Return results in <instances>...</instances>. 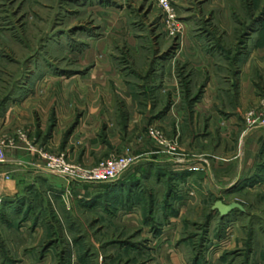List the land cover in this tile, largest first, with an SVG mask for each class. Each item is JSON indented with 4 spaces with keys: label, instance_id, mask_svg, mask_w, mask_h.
<instances>
[{
    "label": "rangeland",
    "instance_id": "obj_1",
    "mask_svg": "<svg viewBox=\"0 0 264 264\" xmlns=\"http://www.w3.org/2000/svg\"><path fill=\"white\" fill-rule=\"evenodd\" d=\"M219 1L202 0L199 3L198 0H171L176 25V30H171L165 23L164 14L151 0H0V118L6 104L28 96L30 104L35 102L37 107L39 101L49 115L41 130L40 125L32 121L35 116H30L29 122L32 123H28V117L18 110L20 126L17 130L20 135L12 136L11 132L0 135V142L9 139L14 142L13 146L5 149V156L6 151L14 149L17 140H20L30 153L43 160L44 165V157L63 155L71 165L87 167L68 157L71 142L72 146L80 145L76 141L80 139L81 132L78 130L75 133L80 111L75 112L72 123L58 124L53 102L62 96L69 98V93L76 89L79 92L81 89L78 85L85 86L84 83L69 81L71 77L79 81L84 75L101 73V70L110 78L120 76L122 82L125 79L136 84L140 76H148L151 71L163 74L167 63L173 62L179 89L183 90L176 108L189 109L190 113L187 114H190V118L186 117L184 121L187 125L192 124L193 109L199 108L197 103L206 82L197 83L191 67L180 65V59L185 58L181 46L186 27L195 33V39L200 34L199 30L201 37H209L208 32L215 26L210 14L218 10L232 11L239 20H232L234 29L230 36L234 46L231 50L236 52L238 49L239 53L244 50L242 45L264 14V0H223L221 4ZM246 13L254 15L253 24L250 23L251 19H246ZM186 20L187 24L184 23ZM211 49L213 52L214 48ZM107 64L109 67H106ZM158 64L159 67L156 66ZM133 83L129 84L127 91L134 90ZM123 84L110 80L108 85L95 82L91 87L95 92V106L100 111L104 109L103 103L109 102L112 114L119 109L126 118L123 124L124 118L118 112L120 127L113 125L114 130L106 131L108 125H105L95 133L96 138L92 143L102 141L107 145L106 153L99 157L97 164L110 157L129 154L137 158L129 172L138 168L142 157L136 153L135 147L128 145L145 139L152 154L148 158L166 157L175 167H183L186 163L198 164V172L205 178L204 187L209 189L210 184L214 185L215 155L212 150L202 153V146L200 150L185 153L178 135H172L158 125L149 124L140 130L132 127L131 132L124 130L134 118L135 107L142 112L147 102L146 99L126 100L119 90ZM104 90L114 91L113 96L105 100L102 97ZM67 101L69 104L62 107L69 111L71 100ZM164 101L166 108H169V100ZM162 107H165L164 102ZM250 109L247 108L242 114L245 126L244 114ZM112 118L115 115L111 120L107 119V123H111ZM150 128L162 131L165 138L174 143L175 155L166 154L153 144L148 137ZM246 129L247 132L252 130ZM192 130L196 138L205 135L202 121L200 126H192ZM113 133L118 134L121 140L127 139L126 144L114 141L111 145L109 138L106 141ZM156 170L171 171L172 168L160 166ZM1 171L5 169L2 167ZM50 176L57 180L55 196L59 205L54 202L57 214L44 209L43 194L39 191L26 195L27 190L36 186V182H19V193L13 198L0 197V264H196L197 261L199 264H264V258L260 257L264 254L263 185L252 192L240 190L232 194L229 191L228 195L221 193L226 203H238L245 209L244 213L233 212L224 218L212 211L213 204L221 201L220 195H207V200L202 196H192V201L180 203L182 196L181 200L171 202L176 212L173 217L179 216L181 205L187 207L173 227L166 221L162 223L161 205L168 190L167 180L161 183L151 181L155 201L159 202L157 208L155 206L153 209L152 221L161 222L158 227V223L151 221L145 224L141 221L125 222L116 206L104 209L100 204L85 212L74 205L77 208L73 210L74 207L70 206L73 197L70 188L81 184ZM7 177L6 174L0 177L3 181L1 184ZM86 185L97 189L93 184ZM3 191L6 189L0 186V192ZM99 193L97 190V195L93 197L95 201L101 199ZM168 226L171 228L163 233ZM7 231H10V235ZM13 232L18 235L14 234L12 238ZM161 234L167 239L159 237Z\"/></svg>",
    "mask_w": 264,
    "mask_h": 264
},
{
    "label": "crops",
    "instance_id": "obj_2",
    "mask_svg": "<svg viewBox=\"0 0 264 264\" xmlns=\"http://www.w3.org/2000/svg\"><path fill=\"white\" fill-rule=\"evenodd\" d=\"M200 1L202 0H198L199 3ZM215 1L213 0L214 3H216ZM221 2L223 3V0H220L219 4ZM210 15V20L215 26L208 32L209 37H201L200 34L202 32L199 30L200 34L195 39L193 38L195 33L191 28L186 27L183 36L184 41L181 46L185 58L180 59V65L191 67L194 76L197 78V83L200 81L202 83L206 82L201 99L197 103L199 108L193 109L192 124L187 125L184 121V118L190 116V114H187L190 113V110L187 108L177 110L176 108L183 90L179 89L178 81L175 77L174 64L171 61L167 63V69H165L163 74L151 71L148 76H140L139 81H137L138 83L134 84L132 82L134 90L131 91H127L129 84H132L130 81L123 79L122 82L120 76L110 78L106 76L103 70H101V73L86 74L79 81L73 80L74 77H71L69 81L79 84L84 83L85 86L77 84L81 89L79 92L77 89L76 91H71L69 98L62 96L61 98H57L60 101L57 100L53 104L58 124L72 123L75 112L80 111V118L75 130V133L78 130L81 132L79 134L80 139L76 141L80 145L72 146L71 142L68 157L84 166H93L98 163L99 157L104 155L107 150V145L102 141L92 143L96 138L95 133L105 125H108L105 129L106 131L114 130L112 128L113 125L120 127L121 123L118 117L122 115L124 118L125 114L124 112L120 113L119 109V113L115 112L116 114H112V110L108 107L109 102L108 104L104 102V109L100 111L95 106V92L91 87L95 82H99L103 86L104 84L108 85L110 80L121 84L124 83V86L119 88L121 96L126 100L132 98L135 100L146 99L147 102L144 103V107H142L144 111L142 112L137 111L135 107L134 118L127 123V127L124 130L131 132L132 127L140 130V128H144L149 124L158 125L163 127L168 133L178 135L179 144L185 153L188 152L190 154L193 151L200 150L202 146H204L202 153L212 150L213 152H211L215 155L213 176L215 184H210L209 189L204 187L205 178H202V175L198 172V164L190 165L186 163L183 167H175L173 163H169V158H148L152 155L151 148L149 142L144 139L139 143L136 141L129 143L128 146L135 147L136 153L142 157L139 163L141 166L140 169L127 172L126 175L124 174L121 180L122 183L118 187L110 189L108 194L109 198H112V202L111 200H106L107 198L95 201L93 197L98 194L95 193L99 189L81 184L72 186V189L70 188L73 196L70 202L71 207L76 205L78 208L84 209L82 211L87 212L90 209L93 210L95 205L101 204L104 209H108L107 206L115 203L117 204L116 207H118L119 215L123 217V221L128 223L141 221V223L145 224V219H152L153 216L149 214L146 218L143 217L142 211L145 208L144 205L148 208L147 203L150 204L152 201L157 205L159 204V202L155 201L156 196L153 193V188L150 186L151 181L153 183H161L164 179H168L167 175L170 172L174 174L187 173L181 180L177 181L176 184L178 186L174 188V195L181 198L183 196L180 203L186 200L192 201V196H202L203 199L207 200L208 198L205 197L207 195L218 194L221 196V193L228 195L229 191L232 194L240 190L252 192L256 191L261 185L264 187V127H255L249 131L242 119L244 110L254 108L259 98L264 95V14L260 17L261 20L256 23L255 30L247 36L246 43L242 45L244 50H240L239 53L238 49L236 52L231 50L234 43H232L233 39L230 36L234 29L232 20L236 18L238 22V16L234 12L227 10L214 11ZM206 19L209 18L206 17ZM246 19H251L250 23L253 24L254 15L246 13ZM187 20L184 21L185 24H187ZM227 36L229 37L228 39H226ZM211 48H214L213 52H211ZM159 65L156 66L159 67ZM106 67H109V65L107 64ZM88 85L90 89H88ZM104 91L102 97L105 100L113 96L114 91ZM67 99L71 100L69 111H66V108L62 107V105L69 104ZM78 99H80L79 102H77ZM165 99L169 100V108H166ZM163 102L164 108L162 107ZM37 105L35 107V102L30 104L29 96L23 97L20 101L6 104L4 106L3 117L0 118V135L3 132L7 134L11 132L12 136L20 135L17 130L20 126L19 111L21 113L23 111L21 115L28 117V123H32L34 120V123L40 125L42 130L49 115L47 114V109H43L39 101ZM113 115H115V118H112L111 123H107V119L110 118L111 120ZM30 116H35V119H32L31 122H29ZM122 120L123 124H125L126 118ZM200 121L204 123L205 135L204 137L196 138L192 134V126H200ZM245 127L248 132L245 131ZM119 137L118 134L113 133L106 138V141L109 138L108 141L111 145H113L114 141L117 144H126L127 139L121 140ZM43 165V160L30 153L25 148V144L17 140L15 148L6 151V162L0 164V168L3 167L5 169L4 172H0V177H3L4 174L8 176L7 180L2 184L1 182L3 181L0 178V186L6 189V191L0 192V197L13 198L19 193V182L21 184L36 182V186L33 189L27 190L26 195H32L39 191L43 194L44 209L48 208L47 211L50 212L52 210L57 214V206L54 204V202L57 203L58 201L55 196L58 190V187L55 185V181L57 180L42 171L41 167ZM160 166L172 168V170H163L160 176L156 170ZM175 168L176 170H174ZM165 174L166 176H164ZM129 176L139 179L137 185L131 186L127 183ZM173 184L175 185L174 182ZM221 201L223 204H229L225 202L223 196H221ZM76 208L74 207L73 210ZM186 209L185 205H181L178 213L179 216L169 217L166 222L174 227L180 221L183 210ZM59 210H61L60 207ZM170 226L165 228V232L163 233H166L171 228ZM7 233L10 235V231H7ZM11 234L13 238L17 232ZM159 237H164V240L167 239L163 234ZM159 237L155 238L158 239ZM173 257L177 256L173 255ZM260 257L264 258V254L262 253Z\"/></svg>",
    "mask_w": 264,
    "mask_h": 264
},
{
    "label": "built area",
    "instance_id": "obj_3",
    "mask_svg": "<svg viewBox=\"0 0 264 264\" xmlns=\"http://www.w3.org/2000/svg\"><path fill=\"white\" fill-rule=\"evenodd\" d=\"M154 5L164 14L165 23L171 30H176L174 11L171 5V0H151ZM246 127H264V97L260 98L254 108H251L244 114ZM148 137L153 144L161 148L164 153L175 155L176 148L174 143L169 142L162 131L150 128ZM12 140L0 142V164L6 162L5 149L8 146H13ZM46 163L42 169L43 172L65 178L69 183L77 184H99L114 182L133 167L137 158L125 154L119 157H110L97 164L94 167H82L71 165L64 156H46Z\"/></svg>",
    "mask_w": 264,
    "mask_h": 264
},
{
    "label": "trees",
    "instance_id": "obj_4",
    "mask_svg": "<svg viewBox=\"0 0 264 264\" xmlns=\"http://www.w3.org/2000/svg\"><path fill=\"white\" fill-rule=\"evenodd\" d=\"M136 169H140V166L138 167V168H134L132 171H135ZM158 171V173L160 174V176H161V171L162 170H157ZM127 172H129V170L128 171H126L124 174L126 175V173ZM124 174L121 176V178H119L118 180H116V181H114V182H108V183H99V184H93V185H95V186H97V188L99 189V191H100V195L102 196L101 197V199L102 198H107L106 200H111V202H112V198L110 199L109 198V191H110V189L111 188H115V187H118L121 183H122V179H123V176H124ZM185 175H187V173L186 174H184V173H182V174H174V173H172V172H170V174H168L167 176H168V179H167V192H166V195H165V198H164V202H163V204L161 205V207H163L162 208V210H161V212H162V223L163 222H165V221H167L168 219H169V217L170 216H172L173 217V215H176V212L173 210V208L171 207V202L172 201H178V200H180L181 199V197H177L176 195H174V188L176 187V186H178L176 183H177V181H179V180H181L182 179V177L183 176H185ZM164 176H166V174L164 175ZM181 177V178H180ZM138 181H139V179H135L134 177H132V176H129L128 177V180H127V183L129 184V185H131V186H135V185H137V183H138ZM173 182L175 183V185L173 184ZM106 194V195H105ZM108 194V195H107ZM108 196V197H107ZM113 202H115V201H113ZM117 204H115V203H113L112 205H110V206H107L108 208H110V207H114V206H116ZM155 206H156V208H157V204L156 203H154L153 201L149 204V203H147V207L148 208H145V210H144V216H145V218L147 217V215H153V209L155 208ZM161 209V208H160ZM235 212H238V211H235ZM238 213H240V212H238ZM153 220V218L152 219H145V223H148V221H151L152 223H158L159 225H157L158 227L159 226H161V222L159 223V222H157V221H152ZM155 227V226H154ZM158 227H156V229H159ZM203 238V237H202ZM202 242H203V240H202ZM198 262V261H197ZM196 262V264H199V263H197Z\"/></svg>",
    "mask_w": 264,
    "mask_h": 264
},
{
    "label": "water",
    "instance_id": "obj_5",
    "mask_svg": "<svg viewBox=\"0 0 264 264\" xmlns=\"http://www.w3.org/2000/svg\"><path fill=\"white\" fill-rule=\"evenodd\" d=\"M212 211L217 212L221 218L238 211L244 213L245 209L238 203L223 204L222 201H216L212 206Z\"/></svg>",
    "mask_w": 264,
    "mask_h": 264
}]
</instances>
